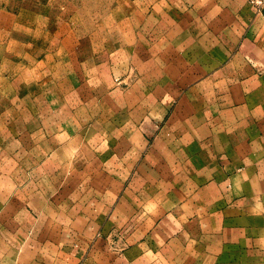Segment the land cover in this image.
Segmentation results:
<instances>
[{
    "label": "rangeland",
    "instance_id": "rangeland-1",
    "mask_svg": "<svg viewBox=\"0 0 264 264\" xmlns=\"http://www.w3.org/2000/svg\"><path fill=\"white\" fill-rule=\"evenodd\" d=\"M240 19L264 23V0H0V264L140 243L161 264H264V162L229 155L253 140L251 77L202 56L206 28Z\"/></svg>",
    "mask_w": 264,
    "mask_h": 264
},
{
    "label": "crops",
    "instance_id": "crops-1",
    "mask_svg": "<svg viewBox=\"0 0 264 264\" xmlns=\"http://www.w3.org/2000/svg\"><path fill=\"white\" fill-rule=\"evenodd\" d=\"M234 15L237 16V13L234 12ZM234 16V17H235ZM212 34L214 37L212 39H202L203 48L202 53L204 58L211 59H232L237 58L242 60L246 64V73L245 75H250L251 84L245 82L246 85H250L246 90H252L253 94L247 96V99H251L250 106L251 110V128L249 130L250 137L253 140L251 144H246L242 149H235L229 152L230 156L235 157L234 161L244 162L245 168L250 169L253 167V164H261L264 162V23L262 21L240 19L236 21L235 24H230L228 26H219L218 29H209L206 28L203 31V34ZM228 36V37H226ZM231 38V39H229ZM193 73V72H189ZM197 73H212L211 71L203 70L197 71ZM244 85V84H241ZM253 116V117H252ZM249 134H246L248 136ZM259 138L261 146L256 144V139ZM238 157V158H237ZM200 182H191V186H199ZM212 185L217 186V182L213 181ZM185 186V185H184ZM188 191L189 183L186 184ZM181 192V190H180ZM204 191H198L193 197L194 202H202L200 207L198 203L196 205V213L203 220L206 215L204 208ZM182 197V195L180 194ZM188 197V194H186ZM178 195H173L172 199H176ZM183 198V197H182ZM117 201L115 210L110 209V201L108 199L102 200L103 210L107 211L108 217L106 222V227L109 228L115 223L120 226V197ZM216 202V208L220 206V200ZM107 203V204H105ZM164 204V203H163ZM106 207V208H105ZM164 207V205L161 206ZM188 210V202L186 201L185 205ZM245 211L252 214V209L245 206ZM187 220V219H186ZM249 221L246 220L245 223ZM203 225L205 220L202 221ZM141 239H137L135 242H139ZM187 250L188 242L186 240ZM148 243L135 244L131 249L127 250L126 255L120 256V253H114L111 248L103 247L100 245V248L96 251H100L99 259H87L83 260L84 264H161L160 260L157 258H146V255L149 256L152 252L148 251L145 257H141L142 249H148ZM217 250L219 251L218 261L220 263V239H216ZM204 258V257H203ZM203 260V259H202ZM211 262V260H209ZM73 264V261H70ZM43 264H67L61 259L53 258L52 260H46ZM172 264H177V261H173Z\"/></svg>",
    "mask_w": 264,
    "mask_h": 264
}]
</instances>
